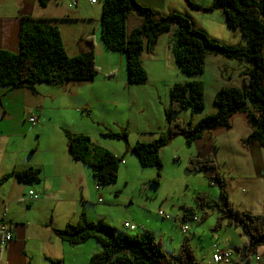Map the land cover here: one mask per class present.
<instances>
[{
    "label": "trees",
    "instance_id": "16d2710c",
    "mask_svg": "<svg viewBox=\"0 0 264 264\" xmlns=\"http://www.w3.org/2000/svg\"><path fill=\"white\" fill-rule=\"evenodd\" d=\"M48 0H38L45 7ZM100 39L111 52L121 53L125 58L126 82L129 85L146 83L147 75L140 61L142 51L152 46L159 35L172 32V55L180 73L192 76L201 73L208 56H220L229 61L251 64L241 74V88L224 87L215 93V112L205 115L196 123L183 122L174 115L183 111L200 112L204 109L203 87L190 80L173 84L168 92V110L165 111V131L151 142H136L130 151L135 155L141 168H156L157 176L152 184L158 186L159 171L162 169L160 150L170 144L176 136L182 137L189 148L195 141L217 130H229L231 120L243 114L250 130L241 141L244 147L256 143L264 149V0H212L202 7L187 2L196 11L222 12L228 29L237 31L244 44L225 45L210 38L203 30L194 27L187 14L171 12L158 16L154 10L139 4L136 0H100ZM131 15L141 21L140 27L126 32L125 24ZM158 16L157 20L155 17ZM51 21L27 16L19 18L17 52L0 49V87L32 88L38 83L53 86L90 83L98 73L93 52L68 57L58 29ZM90 42V40H88ZM103 137L128 142V133L106 131ZM69 156L90 171L97 187L113 185L117 181L122 157L94 144L84 134L65 132ZM211 155L190 159L189 172L214 170ZM33 186L41 181L39 168L12 171L0 179V186L8 179ZM218 187V198L212 200L205 195H197L196 206L203 211L201 219L216 210L218 218L214 231L226 227H236L247 241L234 251L241 252L246 259L256 255L264 247V214H254L238 210L231 204L225 180L219 172L213 177ZM196 217L194 210L184 207L182 224ZM199 222V219L196 223ZM194 223V224H196ZM62 241L76 246L88 240L100 245V252L93 254L86 264H198L195 261L189 238L185 236L174 255H167L159 240L150 233L127 235L118 232L104 220L87 221L83 215L76 224H67L62 229H53ZM49 264H63L59 260H49ZM233 264V263H232Z\"/></svg>",
    "mask_w": 264,
    "mask_h": 264
},
{
    "label": "crops",
    "instance_id": "0c3cea01",
    "mask_svg": "<svg viewBox=\"0 0 264 264\" xmlns=\"http://www.w3.org/2000/svg\"><path fill=\"white\" fill-rule=\"evenodd\" d=\"M11 1L8 4L5 1L0 5L1 50L12 53L17 52L19 18L27 16L51 21V25L55 26L60 33L68 57L91 51L94 58L96 53L100 56L118 57L124 68V56L121 53L115 56L112 53L116 52L108 51L101 42L100 18L99 23L96 21L98 28L95 27L91 31L86 23L88 20L92 21L91 15H82L81 11L77 10V0H74L76 2L75 12L70 11L73 8L68 7L70 3H67L64 8H60L54 4L40 7L38 0ZM136 1L154 10L158 16L179 12L191 17L190 11L182 9V5L178 0ZM98 3L90 5L88 2V6L94 15L100 17L101 8H96ZM9 5L12 15H8ZM208 5L209 3L205 6ZM135 21L134 27L131 28H128L126 22L125 29L127 33L140 27L141 21L139 19ZM61 25L76 26V32L71 38L67 37L70 39L67 43L60 31ZM231 31L229 35L233 39L232 42L229 41L230 37L225 32L222 34V41L218 38L220 36L215 39L220 40V43L225 45L244 44L242 36L236 34V31ZM95 33L96 36H94ZM140 61L147 75L146 83L142 85L127 84L126 74L124 75L123 72L120 78H116L117 71L109 64L105 66L103 74L98 70V76L96 75L90 83L65 84L62 86L38 83L33 85L32 88L0 87V179L12 171L29 167L41 170V181L37 185L21 184L10 178L0 186V224L9 223L12 234V240L7 243L2 240L0 235V264H49V260H59L63 264H66V262H69V264H85L88 257L90 258L93 254L100 252L101 248H96L100 245L94 240H88L85 243L94 241L96 244H92L95 245L93 249L90 247L93 251L85 256V250L80 251L76 248V246L88 247L84 246L85 243L71 246L53 233V229H62L67 224H76L81 215L90 222L100 219L106 222L101 213L92 214L87 209V193L90 183H92L93 188L95 186L97 190L95 192H98V187L92 178L90 169L86 165L73 160L67 151L66 131L74 134H84L88 137L90 135L85 130L78 133L67 129L64 122L67 121L70 114L75 111L78 112L79 109L85 110L88 118L94 121L92 106H95L102 116L100 123L94 121L96 124L103 125L106 130L112 132L127 130V150L130 151V148L136 142L148 143L157 138L166 128L164 116L166 109L163 107V112L157 113L155 118L158 123L147 120L149 116H147L148 112L146 110L149 109V106L152 108L151 105L156 100L165 102L168 90L173 84H176L170 82H176L170 78L173 74L172 71H175L172 66V63L175 66L172 55V32L159 35L152 46L142 51ZM230 63L227 65H232ZM245 69L246 66H243L242 70ZM169 71H171L170 74ZM242 72L239 73L240 78ZM174 76L179 78L176 72ZM46 108L58 120L54 124L58 136L48 139V145L43 148L44 160L37 162V160H33V157L37 155L41 145L39 136L43 134L50 121V119L46 120L43 115ZM182 113L183 117L180 118ZM197 114H201V112L183 111L174 115V118L196 123L204 117L199 116L194 121ZM30 117L35 119L33 125L28 122ZM241 117L237 119L234 116L231 120V126H234V122H236L240 137L246 138L250 130L246 125V119ZM136 121H147L148 123L136 126V130L133 132L135 133V139H133V143H129L130 133L128 129L131 130L132 124ZM125 125L126 127L123 128ZM215 133L217 132L213 131L207 137L195 141L189 147L191 151L188 160L211 155L213 158L215 156L218 162L219 157L215 155L214 144L218 145L219 138L214 136ZM225 133L224 135H227L231 131L227 130ZM35 134L38 139L36 142H31L27 137ZM102 134L101 132V136ZM232 135L230 134V136ZM92 142L100 145L98 141L92 140ZM171 144L172 141L169 145ZM245 150L248 154H252L248 164L251 176L255 175L252 171L253 161H255V167L258 169L257 175L260 176L262 166L260 162L264 159V152L256 143L248 145ZM113 155L122 158L125 156V154L115 153ZM160 158L163 161V148L160 150ZM173 159H175L174 163L180 161L178 155H174ZM123 161L122 159V163ZM204 175L209 177L211 173L206 172ZM257 175L254 178L250 177V180H225L226 189L232 205H236L238 202L242 208L241 210L254 214H264V180H262V176L258 177ZM29 191H35L38 194L36 200L28 199ZM123 228L127 230L125 226ZM225 229L219 231V235L216 234L219 240V243L216 244L219 247L212 244L210 253L208 251L206 255L207 259H200L199 261L193 251L195 261L198 264H211L212 252L215 248H220L232 252L231 261L233 264H256L255 255H251L247 262L246 259L241 257V252L234 251L236 247H241L247 241L241 231L232 226ZM228 231H231L232 234H228ZM153 237L156 239L155 236ZM189 244L192 248L191 239ZM163 251L167 255H174V253H168L164 249ZM256 255L260 257L259 264H264V247L259 248Z\"/></svg>",
    "mask_w": 264,
    "mask_h": 264
},
{
    "label": "rangeland",
    "instance_id": "374dc122",
    "mask_svg": "<svg viewBox=\"0 0 264 264\" xmlns=\"http://www.w3.org/2000/svg\"><path fill=\"white\" fill-rule=\"evenodd\" d=\"M5 1H7V4L12 2L11 0H0V5ZM70 1L74 0H48L47 4H54L55 6L64 8L67 3H70ZM210 1L212 0H178L182 5V9L190 11L191 19L195 28L202 29L213 39L220 36L218 38L222 41L221 37L223 32L228 35L229 32H232L231 30L228 31L229 29L225 24L222 12L219 10L212 12L196 11L190 9L187 4V2H190L205 6L208 3L210 4ZM77 2V10L81 11L82 15H91L90 17L92 21H86L91 31L92 29H95V27L98 28L96 21L98 22L100 17L92 13L91 8L88 6L89 1L77 0ZM96 8H101V2L98 3ZM70 11L75 12L74 7L70 9ZM10 12L11 9L9 5L8 15H12ZM157 18L159 17L156 16L155 19L157 20ZM136 19H139L136 15L128 17L126 21L128 28L134 27ZM65 22L67 23V21ZM60 27L63 39L67 43L70 40L67 37L71 38L74 35L76 32V26L61 25ZM236 34L239 35L237 31ZM94 36H96V33ZM220 40L217 41L220 43ZM229 41L232 42L233 39L230 37ZM112 54H115V56L119 55L118 52ZM229 62H231L230 64L232 65H227ZM239 62L240 61H229L220 56H208L205 59L202 72L192 76L181 74L177 67L172 63L175 71H172L173 74L170 78L176 82H170L183 83L187 80H195L201 83L203 87L204 109L200 111L201 114L195 115L194 121H196L199 116H205L215 112L212 103L213 97L220 89L224 87L241 88L242 85L239 73L240 71H243V66L247 65L250 68L251 64ZM95 63L101 74L104 73L105 66L111 64V66L117 71L116 78H120L122 72L125 75V65L123 68V64H120L118 57L100 56L96 53ZM175 72L179 78L174 76ZM170 73L171 71H169V74ZM151 106L152 108L149 106V109L146 110V112H148L147 116H149V119L147 120L156 121V123H158L155 117L157 113L160 114L163 112V107L168 110V96L166 95L165 102L163 100H156ZM43 115L46 120L50 119V121L45 127L43 134L39 136L41 145L38 149L37 155L33 157V160H37V162L44 160L43 148L48 145V139L58 136L56 127L54 126V124L57 123L55 121H58L57 118L53 117L52 113L49 112L47 108L43 111ZM92 115L94 121L100 123L102 116L100 112L96 110L95 106H92ZM187 115L189 114L187 113ZM240 116H242V119L245 118V115L242 114L235 115V118L238 119ZM182 117L183 113L180 115V118ZM94 121H91L90 118H88L85 110L79 109L78 112L75 111L73 114H70V117H68L67 121L64 123L67 129L78 133L85 130L89 133L91 141H98L100 144L98 146L110 151L112 154H125V156L122 158L124 160L123 163L121 162L119 164L117 181L115 184L99 186L98 192H95L97 191L95 186L93 188L92 183H90L89 191L87 193L88 211L92 214L101 213L107 224L116 228L118 231H121V233L126 232L127 235H138L147 232L152 234L156 239H159L161 246L168 253L175 254L183 238L187 236L191 239V245L195 257L199 259V261L200 259H207L206 255L208 251L210 253V247H212V244L219 247L218 244H216L219 243L216 234L219 235V231H223L225 228L218 231L213 230L218 218L221 216L216 210L206 209L205 211H207L208 216L204 220L201 219L203 211L199 210L196 206L197 195H205L212 200H217L219 192L218 187L213 180L215 172H219L221 177L228 181L250 180V177L254 178L258 172V169L255 167V161H253L252 171L255 175L251 176V170L248 164L252 154H248L245 150L246 147L241 144V139L245 138L240 137L238 129L236 128L237 123L234 122V126H231L230 130H228L231 131L230 134H233L232 136H230V134L224 135L227 130L223 129L216 131L217 133L214 135L219 138L218 145L214 144L215 155L219 157L218 162L215 156L214 158L212 157L215 164L214 170L189 172L187 166L190 161L188 160V157L191 150L185 147L182 137L176 136L173 138L172 144L163 148V161L161 159L162 169L159 171V184L158 186H155L152 184V181L156 178L158 170L156 168H141L135 155L127 150V145L123 141L101 136V132L105 133L108 130H106L103 125L96 124ZM147 123V121H136L132 124L133 126L131 130L128 129L130 133L129 143H133V139H135V133L133 132L136 130V126L138 124L145 125ZM124 127H126V125L123 126V128ZM118 132H121V130ZM27 138L31 142H36L38 139L36 134L28 136ZM261 150L264 152V149L261 148ZM126 151H128V153H126ZM174 155H178L180 158L179 163L173 162L175 160L173 159ZM260 164L262 165L260 176H262V180H264V159L261 160ZM206 172L211 173V175L209 177L204 175ZM233 203L235 202L233 201ZM234 205V208L238 210L242 209L238 202L235 206ZM184 207L194 210L196 217L199 219L198 223L194 224L189 220L182 224L181 218L184 213ZM159 212L163 215L169 216V219H165L163 215H159ZM126 223L133 225L134 230H124L123 227ZM183 225H186L189 228V231L185 234L182 233L181 230V226ZM229 230L233 231L232 229ZM231 231H228V234H232ZM92 244L96 243L90 241L89 243L84 244V246L88 247L76 246V248L80 251L85 250L86 256V254L89 255L88 253L93 251L90 247L93 249L95 245ZM96 248L100 247L96 246ZM88 260L89 257L86 261ZM66 264H69V262H66Z\"/></svg>",
    "mask_w": 264,
    "mask_h": 264
},
{
    "label": "built area",
    "instance_id": "2783aa9c",
    "mask_svg": "<svg viewBox=\"0 0 264 264\" xmlns=\"http://www.w3.org/2000/svg\"><path fill=\"white\" fill-rule=\"evenodd\" d=\"M88 1L90 5H93V4L98 3L100 0H88ZM75 5H76L75 1H71L68 7L69 8L74 7ZM28 122L33 125L35 123V119L33 117H30L28 119ZM37 195L38 194L35 191H29L28 199L36 200ZM158 214L163 215L161 212H159ZM163 216L165 219H169V216L167 215H163ZM197 221H198L197 217L192 218V223H196ZM124 226L129 231L134 230L133 225H129L126 223ZM181 230H182V233L185 234L189 231V228L186 225H183L181 226ZM0 235H1L2 240L6 243L12 240V234H11L9 223L5 222V223L0 224ZM231 255H232V252L229 250L215 248L211 254V264H231L232 263ZM259 262H260V257L255 255V263L259 264Z\"/></svg>",
    "mask_w": 264,
    "mask_h": 264
},
{
    "label": "clouds",
    "instance_id": "9594fccd",
    "mask_svg": "<svg viewBox=\"0 0 264 264\" xmlns=\"http://www.w3.org/2000/svg\"><path fill=\"white\" fill-rule=\"evenodd\" d=\"M71 2V1H70ZM76 3V2H75Z\"/></svg>",
    "mask_w": 264,
    "mask_h": 264
}]
</instances>
